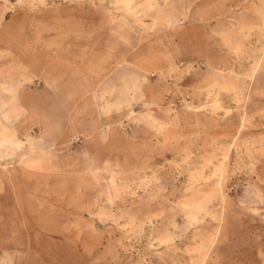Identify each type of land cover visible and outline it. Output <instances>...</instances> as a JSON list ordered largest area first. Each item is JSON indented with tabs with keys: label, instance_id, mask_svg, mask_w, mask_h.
<instances>
[{
	"label": "rangeland",
	"instance_id": "rangeland-1",
	"mask_svg": "<svg viewBox=\"0 0 264 264\" xmlns=\"http://www.w3.org/2000/svg\"><path fill=\"white\" fill-rule=\"evenodd\" d=\"M241 1L10 0L30 83L17 105L0 57V264H264V0Z\"/></svg>",
	"mask_w": 264,
	"mask_h": 264
},
{
	"label": "crops",
	"instance_id": "crops-1",
	"mask_svg": "<svg viewBox=\"0 0 264 264\" xmlns=\"http://www.w3.org/2000/svg\"><path fill=\"white\" fill-rule=\"evenodd\" d=\"M211 2H199V4H209ZM238 3V2H237ZM264 1L262 2V4ZM255 0H244L240 4L232 6L234 9H252L255 8ZM14 3L10 0H0V57L11 58L12 65L5 67L11 70L16 76L13 77V85L8 84L7 90L13 91V99L17 105L25 106L29 104L25 98L29 86V42L28 34L10 33L12 26H15L16 19L13 15ZM5 44V46H3ZM16 85V86H15Z\"/></svg>",
	"mask_w": 264,
	"mask_h": 264
}]
</instances>
